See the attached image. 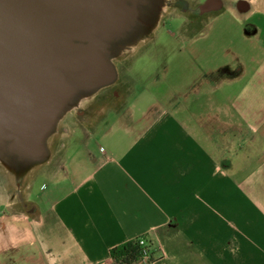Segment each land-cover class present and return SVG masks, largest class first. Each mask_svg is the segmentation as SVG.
I'll list each match as a JSON object with an SVG mask.
<instances>
[{
  "label": "crops",
  "instance_id": "crops-1",
  "mask_svg": "<svg viewBox=\"0 0 264 264\" xmlns=\"http://www.w3.org/2000/svg\"><path fill=\"white\" fill-rule=\"evenodd\" d=\"M173 1L191 50L102 130L67 122L35 199L0 195V264H126L112 249L143 235L151 264H264V0ZM75 136L96 149L67 163Z\"/></svg>",
  "mask_w": 264,
  "mask_h": 264
},
{
  "label": "water",
  "instance_id": "water-1",
  "mask_svg": "<svg viewBox=\"0 0 264 264\" xmlns=\"http://www.w3.org/2000/svg\"><path fill=\"white\" fill-rule=\"evenodd\" d=\"M165 0H0V161L46 163L80 100L114 84V62L157 26Z\"/></svg>",
  "mask_w": 264,
  "mask_h": 264
},
{
  "label": "rangeland",
  "instance_id": "rangeland-1",
  "mask_svg": "<svg viewBox=\"0 0 264 264\" xmlns=\"http://www.w3.org/2000/svg\"><path fill=\"white\" fill-rule=\"evenodd\" d=\"M235 1L237 2L238 0ZM198 2L199 0H178L181 13H183L182 15L186 12L182 11L184 10L182 8H185V4L189 3V5H195ZM169 3V0H165L163 10L161 11L155 29L137 44L122 51L114 58L119 72L117 81L101 89L94 95L80 100L61 120L57 131L49 139V145L53 143L57 137L62 135L63 129L69 121L70 126L68 127H72L73 124L81 122L91 126L94 130H102V128L107 126V124L105 125L106 121L114 119L118 113L124 110L127 103L135 98L137 92L142 89V87L146 84L148 88L151 87L156 76H160L161 70L169 64L172 50H184V48H186L187 51L191 50L189 45H184L182 42L179 43L177 37L172 36L179 32L181 21L177 19L178 17H175L180 11L175 10L173 6L169 7ZM245 18L246 16L244 14H241V16H234L233 14L231 15L230 12H227L224 21L231 27L236 24H243V22H246V26L249 22H247L248 20H245ZM213 31H215V29ZM197 44L200 45L201 48L205 46L203 41ZM196 48L198 49L197 46ZM189 59L192 63H199V60L191 56ZM164 77L165 78L160 76L161 79L166 80L165 75ZM135 85H138V89ZM65 141L66 138L63 137L62 142ZM67 144L69 146L67 157H65L67 163L80 162V160L84 159L86 145L88 146V144H90V147L96 149V144L91 140H86L83 136H75L73 139H69ZM79 146L83 147V152L81 154L77 152L76 154V149L80 148ZM61 156L62 154L53 157L50 156V159L46 163L36 165L19 176L9 170L0 161V195H5L6 198V195L28 194L29 185L32 182L33 190L31 189L30 194L33 195L32 198L35 199L36 194L44 192L40 190L41 184L47 181V177L37 175L42 171L49 170V166H53V162L56 160L60 161L62 158ZM57 166L58 164H56V167ZM52 170L54 171V169Z\"/></svg>",
  "mask_w": 264,
  "mask_h": 264
},
{
  "label": "trees",
  "instance_id": "trees-1",
  "mask_svg": "<svg viewBox=\"0 0 264 264\" xmlns=\"http://www.w3.org/2000/svg\"><path fill=\"white\" fill-rule=\"evenodd\" d=\"M111 254L115 260L126 264L138 262L142 258V250L137 240L113 248Z\"/></svg>",
  "mask_w": 264,
  "mask_h": 264
},
{
  "label": "built area",
  "instance_id": "built-area-1",
  "mask_svg": "<svg viewBox=\"0 0 264 264\" xmlns=\"http://www.w3.org/2000/svg\"><path fill=\"white\" fill-rule=\"evenodd\" d=\"M142 250V258L139 261L142 264H151L153 262V253L150 241L146 235L140 236L136 239Z\"/></svg>",
  "mask_w": 264,
  "mask_h": 264
},
{
  "label": "flooded vegetation",
  "instance_id": "flooded-vegetation-1",
  "mask_svg": "<svg viewBox=\"0 0 264 264\" xmlns=\"http://www.w3.org/2000/svg\"><path fill=\"white\" fill-rule=\"evenodd\" d=\"M169 2L171 3V5H170V3L168 4L169 7H172L175 1H173V0L170 1V0H169ZM172 2H173V4H172Z\"/></svg>",
  "mask_w": 264,
  "mask_h": 264
}]
</instances>
